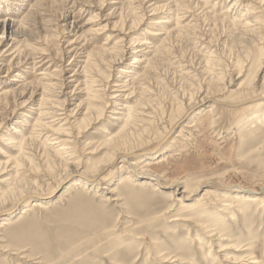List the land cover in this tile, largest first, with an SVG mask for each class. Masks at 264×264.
<instances>
[{
	"label": "rangeland",
	"instance_id": "rangeland-1",
	"mask_svg": "<svg viewBox=\"0 0 264 264\" xmlns=\"http://www.w3.org/2000/svg\"><path fill=\"white\" fill-rule=\"evenodd\" d=\"M7 17L21 37L19 55L3 53L11 36L0 47V222L40 200L16 208L20 195L49 203L0 228V264H264V99L214 113L203 111L210 102L195 106L156 150L172 157L149 175H135L142 159L116 164L93 188L76 184L85 180L79 174L67 177L93 175L123 133L122 152L152 156L207 94L264 93V0H0ZM145 38L154 64L138 79L135 43ZM64 94L71 98L62 106ZM120 94L128 99L117 110ZM127 108L148 115L129 121ZM127 174L134 179L122 182Z\"/></svg>",
	"mask_w": 264,
	"mask_h": 264
},
{
	"label": "bare ground",
	"instance_id": "bare-ground-1",
	"mask_svg": "<svg viewBox=\"0 0 264 264\" xmlns=\"http://www.w3.org/2000/svg\"><path fill=\"white\" fill-rule=\"evenodd\" d=\"M236 7V6H235ZM248 13V12H247ZM246 13V14H247ZM249 14V13H248ZM177 17V16H176ZM243 17V16H242ZM250 18V17H249ZM168 19V18H167ZM240 21V20H239ZM156 22H158V21H156ZM169 22V21H168ZM242 22V21H241ZM240 22V23H241ZM248 22V21H247ZM250 22V21H249ZM249 22H248V25H250L249 24ZM163 23H166V22H158V23H154V25H158V24H162L163 25ZM236 24V23H235ZM179 25V24H178ZM242 25V24H241ZM21 26V25H20ZM245 27V26H244ZM248 27V26H247ZM246 28V27H245ZM250 31V30H249ZM251 32V31H250ZM249 32V33H250ZM23 33V32H22ZM148 33H149V35H154L153 34V32H149L148 31ZM247 33V32H246ZM8 36H11L12 37V39H11V44L8 46V48H6L4 51H3V53H8V52H13L14 54H17V55H19V51L18 50H16L15 49V45L17 44V42H18V38H20L21 37V32H20V30H19V27H18V25H17V22H15V21H13V20H11L10 18H4V19H0V47L1 46H3L4 44H5V42H6V38L8 37ZM147 40H151V39H148V38H145L144 39V41H142V43H141V41L139 42L138 41V43H135V44H137V50H136V52H135V54L137 55L134 59H133V65H136L135 67H133V69H135V71L137 70V69H140V71H136V73L135 74H133L135 77L136 76H138L139 75V78L138 79H142V78H146L147 76H148V74H149V72H150V70L151 69H153V64H154V62H153V60L152 59H150L149 58V56L150 55H148L147 53H149V52H146V54H145V51H146V49L144 48L147 44H150L149 43V41H147ZM156 43V42H155ZM148 46V45H147ZM155 46V45H154ZM150 47L151 49H152V53L154 52V51H156L157 49L155 48V47ZM159 46V45H158ZM123 48V47H122ZM128 48V47H127ZM146 48H148V47H146ZM113 49H115V48H108V49H106L107 51H111V50H113ZM116 50V49H115ZM16 51H18V52H16ZM106 52V51H105ZM118 52H120V50L118 51ZM121 52H123L125 55H127V53H129L130 52V50L129 49H127V50H125V51H123V50H121ZM113 53H114V51H113ZM110 54V53H109ZM118 54V53H117ZM16 55V56H17ZM124 55V56H125ZM111 56V55H110ZM116 56H118V55H116ZM123 56V55H122ZM15 59V57H13V59L11 60V62L13 61ZM89 60V59H88ZM113 61V60H112ZM111 61V62H112ZM120 61V58H115V56H114V63H118ZM10 62V63H11ZM88 62V61H87ZM88 64V63H87ZM4 64H1V67L3 66ZM113 65V64H112ZM65 66V65H64ZM114 66V65H113ZM0 67V68H1ZM11 68V67H10ZM10 68L8 67V68H6L7 70H10ZM92 68V67H91ZM62 69V68H61ZM130 69V68H129ZM132 69V68H131ZM85 70V69H84ZM128 70H123L121 73H122V75H125L126 73H128L127 72ZM62 72H63V70H62ZM61 71H60V73H62ZM151 73V72H150ZM46 75V74H45ZM62 75V74H61ZM132 77V78H130V79H128V77H125V78H121V79H124V80H120V78H119V81L118 82H120V83H122L123 85H126L127 83H129V82H131V81H134V80H136L135 79V77ZM74 77V76H73ZM59 80H61V79H59ZM73 81V80H72ZM138 81V80H137ZM137 81H135V82H137ZM51 86V85H50ZM55 86H56V88L57 89H59V90H62V88H63V86H64V84H63V81L61 80V82L59 83L58 81H56V83H55ZM120 86H121V84H120ZM115 87H119V85H117V86H115ZM127 87V86H126ZM55 88V87H54ZM119 88H121V87H119ZM129 88V87H128ZM250 89V88H249ZM14 90H11V91H4L3 92V96H7V95H10V94H13L12 92H13ZM73 92V91H72ZM72 92L71 93H68L70 96H72ZM14 93H15V91H14ZM57 93V92H56ZM60 94H63L64 93V91L62 92H59ZM95 93V92H94ZM74 94V93H73ZM92 94V93H91ZM132 95V94H131ZM213 95V94H212ZM60 95H58L57 96V98L59 97ZM70 96H68V95H66V94H64V96L63 97H65L60 103H62L63 105L62 106H64V104L65 103H67L68 101H69V97ZM61 97V96H60ZM123 97V98H122ZM62 98V97H61ZM71 98V97H70ZM90 98V97H89ZM112 99H114V100H116V101H112V105H113V107H115L117 110H118V108L119 107H122V106H124V104H125V102L124 101H126L128 98H126V97H124L123 95H121L120 94V96H115L114 95V97L112 98ZM117 99H119L118 101H117ZM264 99V93H262V94H256V95H252V96H248V97H243V99H237V98H234L233 96H232V98L231 97H229V98H224V96H223V98H219V97H213V96H209L208 94L207 95H205V96H203L198 102H196L195 104H193V105H190V106H188L187 108H186V110L183 112V114L182 115H180V117H179V119L177 120V121H175V123L172 125V126H170L169 127V129L166 131V133L164 134V136H162L161 137V139L158 141V143L156 144V146H155V148L153 149V153H155V154H153L152 156H150V157H148V158H146L145 157V155H147L148 153V151H144V150H141V149H138V150H135V151H132V152H122L121 151V147L122 146H125V145H128V143H127V133H123L122 135H120L119 136V138H118V140L117 139H114L113 141H111V143H110V147H111V149L113 150V152H112V154L108 157V159L106 160V162H104L99 168H97L96 169V171H95V173L92 175L91 174V176H87V175H85V174H83V173H80L78 170H74V171H72L70 174H68L67 175V177H71L72 175H81L80 177H82V178H84L85 180H78V182L79 183H76V184H80V185H83V186H88V187H91V188H93V187H95V185H92V182H94L95 180H97L103 173H105L106 171H108V170H110V169H114V167L116 166V164L117 165H119L118 163H121V164H126V165H128V166H136V165H138V161H140V160H142V159H144V168H143V172H138V173H136L135 175H138V177H140V176H142L143 174H146V175H149V171H150V167H153V166H157V165H160V164H163V163H165V162H167L168 161V158L169 157H172L171 156V154H163V155H161V156H157L156 155V150L158 151V150H160V149H162V147H163V145L166 143V141H167V139L169 138V136H170V134H171V132H172V130H174V128L176 127V124H178V122L179 121H181L182 119H183V117H185V116H187V115H189L191 112H192V109L196 106V108L198 107V106H200L201 104H205L206 102H210V106H209V108H207V109H205V110H203V111H209L210 113H214L215 112V110L217 109V108H220V107H227V108H235V107H239V106H244V105H246V106H252V105H254V103H256L257 101H259V100H263ZM46 102V101H45ZM44 102V103H45ZM70 102V101H69ZM94 102V101H93ZM109 104H111V103H109ZM61 105V104H60ZM66 105V104H65ZM259 105H263L264 106V100H263V102L261 103V104H259ZM58 106V105H57ZM61 106V107H62ZM107 106V105H106ZM131 108V107H130ZM130 108H127V109H124L123 111H126L127 112V119L130 121V118L132 119L133 118V120H137L139 117L140 118H142V116L144 117L146 114H145V112L143 111V110H141V111H136V113H134V115L132 114L131 115V112H132V110L130 109ZM137 109V108H136ZM95 110V109H94ZM89 111H92V109H90L89 108ZM104 111L105 110H102V109H100L99 108V110H98V114H97V118L99 119V117H102V115L104 114ZM131 111V112H130ZM88 112V111H87ZM90 113V112H89ZM94 113V112H93ZM148 113V112H147ZM88 114V113H87ZM89 115L90 114H88V115H85L84 116V120L86 121L87 119H89ZM117 115H120V114H118L117 113ZM148 115V114H147ZM146 115V116H147ZM263 115H264V110H263ZM91 117V116H90ZM55 118V117H54ZM121 118L120 117H114V120H120ZM122 120V119H121ZM128 120H127V122H126V124H125V127H127V125H128ZM145 120V119H144ZM263 120H264V116H263ZM141 121H142V119H141ZM84 122V121H83ZM87 122V121H86ZM172 123V122H171ZM142 124V123H141ZM45 126V125H44ZM43 126V127H44ZM132 126V125H131ZM193 126H194V122H190V123H188L187 125H185V128L186 129H189V128H193ZM18 132V131H17ZM16 132V133H17ZM190 132V131H189ZM15 133V132H14ZM120 133H122V132H120ZM118 134V133H117ZM116 134V135H117ZM111 140V139H110ZM57 141H58V139H57ZM33 143V142H32ZM53 145H54V143H53ZM109 145V144H108ZM107 147V146H106ZM122 148H125V147H122ZM137 148V147H136ZM106 149V148H105ZM185 149V148H184ZM163 151V150H162ZM163 153V152H162ZM145 157V158H144ZM129 167V168H130ZM141 170V169H140ZM150 180L151 181H153V180H155L157 183H158V181L160 180V177L159 176H156V175H152L151 173H150ZM66 177V178H67ZM164 177V176H163ZM167 177V176H166ZM132 180V179H134V177H133V175H131V174H127V175H125V176H123L122 178H121V181L122 182H125V183H127L129 180ZM121 182V183H122ZM129 183V182H128ZM181 183V182H180ZM139 184H140V186H145V182H143L142 180H139ZM147 185V184H146ZM177 186V185H176ZM14 191V190H13ZM25 193V192H24ZM114 193V192H113ZM237 196H239V195H237ZM32 197H36V198H39L40 200H36V201H33L32 203H31V205H30V207H32V208H30V207H28V208H24V209H22L21 211H20V213H22V215H26V214H28L29 215V213H31L34 209H39V208H43L47 203H49V202H47V200H44V199H42L41 198V195L40 194H36V193H29V194H26V195H24V196H22V195H20L19 197H18V199L15 201V207L17 208V207H19V205H22V203L24 202V200L25 199H29V198H32ZM118 199V198H117ZM256 198H254V200H255ZM3 200V199H2ZM57 200V199H56ZM55 200V201H56ZM253 200V199H252ZM261 203H264V198H261ZM261 206H264V204L263 205H261ZM35 212V211H34ZM10 213V212H9ZM11 215V214H10ZM22 215L19 217V215L17 214V215H13V216H9L8 218H6L5 220H2L1 222H0V228H2L3 229V227H12L13 226V224L16 222L17 223V221H15V220H13V219H15L16 217H19L18 218V221L22 218ZM15 223V224H16ZM209 228H211V227H209ZM204 230H206V228L204 229ZM211 230H207V233L208 234H212V233H215V231H211ZM217 234H219V233H217ZM213 239L214 238H216V237H212ZM211 239V238H210ZM219 240H220V238H218ZM215 241V240H214ZM212 242V241H211ZM211 244V243H210ZM226 245H224V244H220L219 243V245H218V247H219V249L221 248V250H220V252H223V253H225L224 254V258H225V261H229L228 259H230L229 258V253H228V250H230L229 248H227V247H225ZM211 248H212V246H210V250H211ZM216 256L214 255V254H212V258H215ZM168 258V257H167ZM217 258H218V256H217ZM244 258L242 257H235V258H232L231 259V264H242V262L243 261H245V260H243ZM254 260V259H253ZM176 261V260H175ZM251 264H259V262L258 261H252L251 262Z\"/></svg>",
	"mask_w": 264,
	"mask_h": 264
}]
</instances>
